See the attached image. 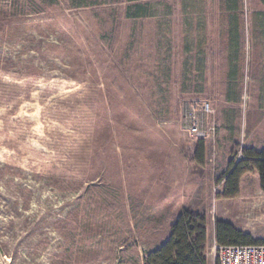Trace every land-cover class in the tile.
Returning a JSON list of instances; mask_svg holds the SVG:
<instances>
[{"label":"rangeland","instance_id":"rangeland-1","mask_svg":"<svg viewBox=\"0 0 264 264\" xmlns=\"http://www.w3.org/2000/svg\"><path fill=\"white\" fill-rule=\"evenodd\" d=\"M244 1L238 37L227 0H0V264H145L182 209L208 264L218 220L264 240L259 173L219 181L264 149V0Z\"/></svg>","mask_w":264,"mask_h":264},{"label":"trees","instance_id":"trees-1","mask_svg":"<svg viewBox=\"0 0 264 264\" xmlns=\"http://www.w3.org/2000/svg\"><path fill=\"white\" fill-rule=\"evenodd\" d=\"M136 1V0H130ZM231 2L230 8L238 9V0H228ZM128 9V16L140 17L153 15L148 12L144 4L137 3ZM205 143L200 140L198 143V163H204ZM257 171L260 176L262 189L264 191V149H246L244 158L239 161L230 160L229 170L219 177V181H224L223 195L226 198L237 197L240 193V183L242 176L249 171ZM216 240L219 244H249L264 243V240L253 238L250 232L238 228L233 223L226 220H218L215 224ZM208 241V218L205 214L194 212L193 210H180L171 225L169 237L158 247L149 252L145 258V264H208L207 259Z\"/></svg>","mask_w":264,"mask_h":264},{"label":"built area","instance_id":"built-area-1","mask_svg":"<svg viewBox=\"0 0 264 264\" xmlns=\"http://www.w3.org/2000/svg\"><path fill=\"white\" fill-rule=\"evenodd\" d=\"M213 113L210 102L194 101L187 108L185 120L192 136L204 140L214 126H205ZM218 264H264V243L219 244L214 247Z\"/></svg>","mask_w":264,"mask_h":264},{"label":"crops","instance_id":"crops-1","mask_svg":"<svg viewBox=\"0 0 264 264\" xmlns=\"http://www.w3.org/2000/svg\"><path fill=\"white\" fill-rule=\"evenodd\" d=\"M228 1V0H227ZM240 1L239 2V8L238 9H232L230 8L231 6V2H229V9L228 10L229 12H231L230 15V18L228 17V22L230 25L234 24V25H238V26H230V28H232V35L235 34L236 36L238 37H242V34H243V29H244V26H243V23H244V17H243V11L241 10L242 6H243V3L245 2L244 0H238ZM233 10V11H232ZM152 13V12H151ZM156 16V13L154 12L153 15H145V16H140V17H143L144 19L145 18H151V17H154ZM231 18H233V22H231ZM226 21V19H225ZM223 21V22H225ZM232 23V24H231ZM241 39V38H240ZM233 42H235L237 44V41L235 39H233ZM205 60L207 61V59L203 58V64L205 65ZM215 228L213 227V232H212V235L215 236ZM208 234H209V231H208ZM209 237V235H208Z\"/></svg>","mask_w":264,"mask_h":264}]
</instances>
